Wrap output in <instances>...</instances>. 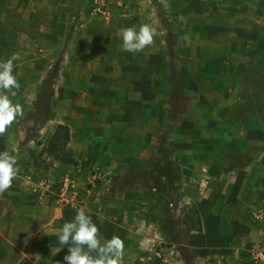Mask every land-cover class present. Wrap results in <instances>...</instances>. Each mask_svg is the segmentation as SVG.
Listing matches in <instances>:
<instances>
[{"label":"crops","instance_id":"0c3cea01","mask_svg":"<svg viewBox=\"0 0 264 264\" xmlns=\"http://www.w3.org/2000/svg\"><path fill=\"white\" fill-rule=\"evenodd\" d=\"M158 2L172 35L152 0H122L107 20L90 16L86 0H0V61L20 57L13 69L20 87L10 99L23 109L0 135V152L17 161L11 187L0 193V264H64L67 247L57 252V237L80 208L101 243L123 241L118 264H255L251 247L264 244V110L255 74L264 71L257 63L264 0ZM143 24L156 29L153 43L124 51L122 30ZM59 56L48 100L42 87ZM176 89L185 108L171 117L181 102ZM59 124L70 138L50 153ZM164 127L186 199L168 232L147 216L163 207L153 208L156 187L145 181ZM92 165L103 178L77 208L38 199L25 177L69 171L83 192ZM200 178L209 181L202 190ZM191 185L196 191L185 193Z\"/></svg>","mask_w":264,"mask_h":264},{"label":"clouds","instance_id":"9594fccd","mask_svg":"<svg viewBox=\"0 0 264 264\" xmlns=\"http://www.w3.org/2000/svg\"><path fill=\"white\" fill-rule=\"evenodd\" d=\"M155 35L156 29L147 24L138 30L135 27L123 29L122 49L129 53L142 51L153 43ZM19 59V55L13 53L7 60L0 61V135L23 116L22 106L10 99L20 87L13 74L14 62ZM16 163V158L8 151L0 152V193L11 187L17 173ZM98 231L84 208L78 209L72 220L64 222L57 237L61 246L57 252L67 247L64 264H118L123 254V241L114 235L101 243Z\"/></svg>","mask_w":264,"mask_h":264},{"label":"rangeland","instance_id":"374dc122","mask_svg":"<svg viewBox=\"0 0 264 264\" xmlns=\"http://www.w3.org/2000/svg\"><path fill=\"white\" fill-rule=\"evenodd\" d=\"M86 2L89 3V0H86ZM161 22L165 28V31L169 28L170 33H171L170 35H172L174 33L173 26L168 21L167 16L163 13L161 15ZM172 41H173V44H175V41L174 40ZM258 44L261 45V47L264 46V39H261L260 41H258ZM62 58H63L62 56L58 57V59L56 60V65L54 66V69H52L51 73L53 74L54 81L57 80V77L59 75V69H60L59 63H60V60H62ZM172 58L173 57L171 56L170 59ZM249 62L253 63L252 60H249ZM257 63H261V64L264 63V58L263 57L260 58ZM255 74H256V80H257L256 82L258 85V88L256 89V92L258 93L257 106L259 107L261 111H263L264 110V99H263L264 95L262 94L263 92L262 90H264L263 89L264 88V71L263 69H257ZM184 82H185L184 77L183 78L181 76L177 77L176 79L177 84H181V83L183 84ZM54 90H55V86H53L52 84H48V88L46 92L44 93V96H48V100H51V96H53ZM172 94L174 95V98L177 99V101L181 99V102L179 100V102H177L175 105L174 104L171 105L170 107L171 117H178V112H181L182 110H184L185 104L182 98L179 96L178 89L174 91L172 90L171 95ZM166 122H169L168 119L166 120ZM169 143H170V140L168 139V129L167 127H164L160 135L154 138L153 145H152V147L155 146V150H156L154 157L153 158L148 157L146 159L147 163L151 162L153 170H151L152 173L149 174L145 180L147 182L146 183L147 186H149L150 188H152V185L156 187L157 197L161 198V196H165V197H168V199H170V197H173L176 199V203H174L173 205H169V208H167L165 205L162 211L163 214L165 215V219L162 225L165 227L167 232L175 229V224L178 220H177V216L176 217L174 216L175 218H173L172 216L176 214L177 211L175 210H178L179 208L183 209L184 203L186 202L185 198L183 199L180 198V194L182 191L180 171H179V167L177 164V160L175 159V156L173 155V151L171 150L170 148L171 145ZM143 173H145V171H143ZM132 174H134L137 177L141 173L140 172L136 173V171L133 170ZM149 180H151V183L148 182ZM189 190H191V193L195 192L196 191L195 185H191V187L188 190H186L185 193L189 192ZM182 200H184L183 204H180L177 206V204H179V202Z\"/></svg>","mask_w":264,"mask_h":264},{"label":"built area","instance_id":"2783aa9c","mask_svg":"<svg viewBox=\"0 0 264 264\" xmlns=\"http://www.w3.org/2000/svg\"><path fill=\"white\" fill-rule=\"evenodd\" d=\"M122 0H89V15L101 20L110 18L114 8L121 6ZM87 185L82 192L74 175L69 171H61L56 175H41L34 178L32 173L25 175L30 184V191L38 199L45 200L52 197L59 206L80 207L84 195H91L103 178L102 170L92 165L87 174ZM207 178H200L198 189L202 190L208 184ZM251 259L255 264H264V244H255L251 247Z\"/></svg>","mask_w":264,"mask_h":264},{"label":"trees","instance_id":"16d2710c","mask_svg":"<svg viewBox=\"0 0 264 264\" xmlns=\"http://www.w3.org/2000/svg\"><path fill=\"white\" fill-rule=\"evenodd\" d=\"M154 6L156 7L158 14L161 16L162 15V7L160 5V3L158 2V0H152ZM52 71H50V73L48 74V77L46 79L45 82V86L42 87L43 88H47L48 84H52L55 82L54 78H53V74L51 73ZM43 96V94H42ZM70 138V132H69V128L66 125H62L59 124L56 128L55 133L53 134V137L50 141L49 144V152L53 153L56 151H60L68 142ZM161 189V188H160ZM174 204L176 203V199L173 197H170V199H168V197L165 196H161V198L157 197V201H156V206L153 208H156L157 206H162L164 208V206L166 205V207L170 204ZM158 208V207H157ZM147 216L149 217V219H153L155 221H158L160 224H162L164 222L165 219V215L163 214V212L161 211L160 213H155V214H147Z\"/></svg>","mask_w":264,"mask_h":264}]
</instances>
